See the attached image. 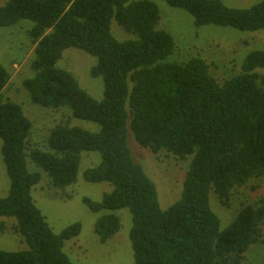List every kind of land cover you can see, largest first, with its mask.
I'll return each mask as SVG.
<instances>
[{
    "label": "trees",
    "instance_id": "16d2710c",
    "mask_svg": "<svg viewBox=\"0 0 264 264\" xmlns=\"http://www.w3.org/2000/svg\"><path fill=\"white\" fill-rule=\"evenodd\" d=\"M184 9L197 26L216 24L243 31L264 29V0L233 7L222 0H162ZM30 20L33 74L22 81L33 103L99 125L97 131L57 124L41 150L30 144L31 121L22 107L0 100L1 155L10 187L0 197V218L13 223L27 248L0 250V264H77L64 251L79 235L72 223L55 233L35 205L32 188L46 173L54 188L74 184L83 152L100 161L86 169L88 182H107L99 201L82 202L94 213L100 242L120 229L115 213L131 214L129 240L134 264H244L250 245L262 243L264 195L242 205L222 228L210 207V193L228 207L235 189L256 179L264 192V50L250 51L238 72L218 81L200 57L178 63L173 36L158 27L160 12L152 0H6L0 28ZM132 37L119 40L111 21ZM130 34V35H129ZM76 48L96 58L90 68L103 84L93 98L74 75L57 66L64 51ZM9 70L0 63V93ZM152 154L188 161L178 200L160 207L156 185L134 162L128 132ZM264 194V193H263ZM0 221V231L6 229Z\"/></svg>",
    "mask_w": 264,
    "mask_h": 264
},
{
    "label": "rangeland",
    "instance_id": "374dc122",
    "mask_svg": "<svg viewBox=\"0 0 264 264\" xmlns=\"http://www.w3.org/2000/svg\"><path fill=\"white\" fill-rule=\"evenodd\" d=\"M133 1V0H132ZM157 3L160 12L158 27L168 31L174 38L175 48L168 56V61L185 62L191 57H200L210 65V72L220 82L238 72L246 55L252 50H264V29L243 31L230 26L206 24L197 26L193 16L178 7L169 6L162 0H152ZM233 7H250L260 0H222ZM6 0H0V5ZM33 23L30 20H20L16 24L0 28V63L10 72L8 83L0 93L1 101H11L22 107L24 114L31 121L30 144L41 150H48L45 142L49 131L57 124L68 123L90 131H97L99 125L72 116L67 107L54 110L33 103L22 81L30 77V60L33 56L34 44L28 30ZM111 30L119 40L128 36L115 20L111 21ZM96 58L76 48L64 51L57 66L67 69L93 98L101 99L103 84L99 77H93L90 68ZM264 74V67L258 68ZM128 144L134 162L142 166L145 173L156 185L160 207L165 209L178 200L182 183L188 168V161L177 160L170 155L159 153L157 156L147 149L141 148L129 131ZM0 139V149H1ZM100 161L98 152H83L78 167L77 179L74 184L65 188H54L49 184V178L44 171L28 159L30 171L39 172L40 181L33 186L32 196L35 205L45 216L48 225L55 233H59L68 225L79 222V235L66 241L64 251L77 264H134L133 251L129 240L131 214L127 208L115 211L120 219L119 231L106 242H100L95 233L96 219L104 212L94 213L82 202L88 197L99 201L104 192L111 189L107 182H88L83 172ZM260 182L250 180L244 186L232 193L229 206L219 203L217 197L210 193V207L217 213L221 227H226L235 217L238 209L247 203H255L264 195ZM10 182L0 150V197L8 194ZM6 229L0 231V250L19 251L27 248L20 234L10 230L13 221L0 218ZM264 238V222L262 224ZM244 264H264V241L250 245L245 252Z\"/></svg>",
    "mask_w": 264,
    "mask_h": 264
}]
</instances>
